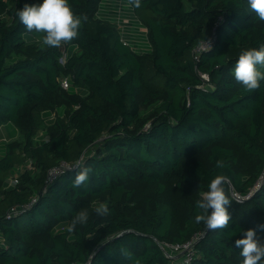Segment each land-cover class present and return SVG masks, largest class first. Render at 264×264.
<instances>
[{"label":"trees","instance_id":"obj_1","mask_svg":"<svg viewBox=\"0 0 264 264\" xmlns=\"http://www.w3.org/2000/svg\"><path fill=\"white\" fill-rule=\"evenodd\" d=\"M102 1L69 0L88 20L57 48L16 17L43 0H0V128L22 136L0 156V264H179L159 243L194 237L189 264H242L235 241L244 231L264 242V180L248 199L232 196L248 195L264 170V81L245 91L232 69L242 50L264 45V22L247 0H141L129 3L149 45L139 52L129 22L122 34L118 19L98 16ZM213 35L195 60L194 47ZM62 162L74 170L49 182ZM83 167L92 168L89 181L74 188ZM221 172L232 219L212 231L195 223L196 201ZM12 176L18 182L7 186ZM101 202L110 215H96ZM81 209L88 222L68 232Z\"/></svg>","mask_w":264,"mask_h":264},{"label":"clouds","instance_id":"obj_2","mask_svg":"<svg viewBox=\"0 0 264 264\" xmlns=\"http://www.w3.org/2000/svg\"><path fill=\"white\" fill-rule=\"evenodd\" d=\"M135 8L141 7V0H129ZM247 11L254 13L255 17L264 22V0H247ZM16 17L27 32L42 33V43L48 47H60L62 44H69L79 36L81 27L87 23L86 14L77 15L74 13L69 0H43L39 4L25 3L22 8L16 10ZM264 45L259 48H247L240 52L232 69L235 81L245 91L252 92L260 88L261 81H264ZM79 168V165H77ZM215 167L225 169L226 162L218 159ZM92 172L91 167L80 169L73 182L74 188H80L87 184ZM230 178L223 172L216 174L208 184V190L196 201L197 214L194 217L195 223H203L207 229L228 228L232 216L229 208L233 199L229 196L226 186ZM239 203V201H236ZM211 210V211H210ZM94 212L99 217L110 215V208L107 202L99 203ZM89 212L86 209L78 211L67 226L68 232H74L77 225H84L88 222ZM264 231V224L257 226ZM235 247L240 249L242 264H264V242L256 233V229L244 231L243 238L235 241ZM125 257L132 260L127 250L121 249ZM133 264H140L137 259Z\"/></svg>","mask_w":264,"mask_h":264},{"label":"built area","instance_id":"obj_3","mask_svg":"<svg viewBox=\"0 0 264 264\" xmlns=\"http://www.w3.org/2000/svg\"><path fill=\"white\" fill-rule=\"evenodd\" d=\"M118 6H119V10H118V15H119V13L121 12V0H119ZM127 23H128V21L123 20L118 16L117 26L120 29V33L123 34L125 32L124 26ZM143 30L145 32V29H143ZM214 40H215V35H213L208 40L199 42L193 49L194 59L197 60L198 57L200 56V54L210 50L211 47L213 46ZM65 58H66V54L64 51H62V56L59 59V62L61 64H64ZM200 77L204 81H208V75L200 74ZM60 86L62 89L67 90L69 88L68 80L66 78H62L60 80ZM29 167L31 168L30 165H29ZM71 170H74V167L70 166L67 163L62 162L58 167L53 168L50 171H48V174H47L48 181L52 182V181L56 180L62 172L71 171ZM263 180L264 179L260 178L258 183L254 186V188L245 197H240L236 193H232V196L237 201H242V200L248 199L252 195V193L257 188H259L260 183L263 182ZM17 182H18L17 177L12 176V177H9L7 179L6 184H7V186H15L17 184ZM34 202H35V199H32L30 205L33 204ZM14 211H15V208H12L11 212H14ZM195 240H196V237H194L190 241H187V242L182 243V244H169V243H165V242H160L159 246L167 258L174 259L179 264H189L193 260V258L195 257V253H196V251L194 249Z\"/></svg>","mask_w":264,"mask_h":264},{"label":"crops","instance_id":"obj_4","mask_svg":"<svg viewBox=\"0 0 264 264\" xmlns=\"http://www.w3.org/2000/svg\"><path fill=\"white\" fill-rule=\"evenodd\" d=\"M116 0H103L100 5V10L98 12V16L101 18H105L108 20H114L118 19V10L119 6L118 4H114ZM122 0H121V18L123 20H126L129 22V27L127 28L128 34L130 38L134 41L135 39L138 40V42L135 44L137 48L144 45L142 42V38L138 36V33L136 32V23L132 21V11L129 5L128 0H124V7H122ZM119 3V0H118ZM144 28H139L140 31L144 32ZM145 46V45H144Z\"/></svg>","mask_w":264,"mask_h":264},{"label":"rangeland","instance_id":"obj_5","mask_svg":"<svg viewBox=\"0 0 264 264\" xmlns=\"http://www.w3.org/2000/svg\"><path fill=\"white\" fill-rule=\"evenodd\" d=\"M122 7H124V0H122ZM114 4H118V0H116L114 2ZM136 28L138 29V31L140 32L139 28H141L139 25L136 24ZM141 33V32H140ZM145 37V36H144ZM142 42L144 43V45L140 46L139 48H136L139 52H144V51H148L149 50V45L147 43V41H145V38H142ZM63 110L60 109L58 111V114L62 115L63 114ZM54 115H52L51 117H53ZM147 127V125H146ZM18 140L21 141L22 140V136L21 134L11 125H4L0 128V156L4 154V145L7 141L9 140Z\"/></svg>","mask_w":264,"mask_h":264},{"label":"water","instance_id":"obj_6","mask_svg":"<svg viewBox=\"0 0 264 264\" xmlns=\"http://www.w3.org/2000/svg\"><path fill=\"white\" fill-rule=\"evenodd\" d=\"M262 179H264V170H263V173H262V176H261ZM232 191V190H231Z\"/></svg>","mask_w":264,"mask_h":264}]
</instances>
